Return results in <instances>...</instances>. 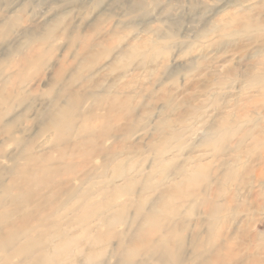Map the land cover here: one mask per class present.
Here are the masks:
<instances>
[{"label":"rangeland","instance_id":"374dc122","mask_svg":"<svg viewBox=\"0 0 264 264\" xmlns=\"http://www.w3.org/2000/svg\"><path fill=\"white\" fill-rule=\"evenodd\" d=\"M263 19L264 0H0L1 97L8 96L9 88L5 86L11 87L10 82L18 72L15 64L28 52L37 50L40 39L50 38L44 47L47 52L44 65H32L28 73L32 79L24 82L20 90L11 87L10 107H0V111L8 113L0 123V149L6 154L0 158L3 178L7 182L11 180L4 169L12 167L9 158L18 152L16 145L8 142L6 125L23 114L22 120L16 122L14 136L30 138L33 155L51 153L52 159L36 163L39 169L52 171L59 167L62 171L49 175L57 185L54 189L61 190L60 203L68 198V186L73 190L79 188L82 195L88 190V195L96 202H107L114 196L116 187H122L127 181L116 178L113 169L119 163L129 171L128 178L144 182L155 164L161 161L160 152H167L163 164L168 170L152 180L160 186L159 190L148 194L129 192L115 199L113 209L128 204V223L138 210L139 200L148 198L151 202L155 199L168 186V174L181 166L190 169L199 160L211 161L210 174L219 175L225 171V164L237 158L249 168L257 161L243 152L257 149L252 139H248L240 150L242 143L238 141L245 130L253 129L249 121L264 118V108H253L249 104L263 96L264 86L252 84L255 74L250 69H261L264 57L257 54L261 44L250 40L256 33H244L243 27L247 20L256 23ZM85 43L91 46L87 50ZM89 53L96 54L93 56L95 63L83 66ZM73 81L72 88L84 101L78 111L80 117L60 143L61 149L76 153L69 158L76 170L66 174L64 160L59 159V146L54 142L57 132L47 130L46 121L47 114H53L57 105L64 104L67 96L63 93ZM60 93L61 98L57 99ZM227 115L240 124L208 141L209 128ZM87 117L95 118L85 123L89 130L83 129ZM100 118L107 120L105 125L98 122ZM102 131L110 134L99 140L96 135ZM89 140L93 142L90 149H86ZM220 148L225 152L215 156ZM90 150H97L98 154L84 155ZM115 159L109 169L104 167ZM24 164L20 161L19 165ZM237 178L250 182L239 192V197L247 195L252 201L251 193L256 191L260 193L259 202H263L264 185L253 183L255 173L239 174ZM83 180L87 184L82 190ZM206 187L203 183V188ZM233 189L229 192L233 193ZM50 190L42 191L34 204L23 206L14 221L25 213L38 211L43 197L51 195ZM169 207L171 210L179 208L175 202ZM245 207L250 209L249 201ZM41 208V211L50 212L49 204ZM149 208L147 203L142 214L147 215ZM203 210V207L195 209L186 203L178 211L181 215L168 224L183 222L190 242L198 222L201 223L200 232L207 231L208 218ZM6 211H14V207ZM72 211L63 210L55 217L62 228L68 224ZM236 213L220 214L217 232L222 230L227 218ZM242 217L248 223L246 228L254 224L251 231L264 234V212L255 214L250 220ZM128 226L116 224L111 232H126ZM160 226V222L146 225L143 236L158 233ZM234 228L232 221L229 232ZM83 242L82 247H85L87 241ZM240 243V240L235 242L236 245ZM116 244L114 239L107 246H98L96 250L102 247L106 253L89 264L107 261ZM125 244L126 241H121V245ZM244 252L242 256L247 253ZM185 257L192 258L190 245ZM135 260L147 259L138 256ZM19 262L20 259L11 260V264Z\"/></svg>","mask_w":264,"mask_h":264},{"label":"bare ground","instance_id":"6f19581e","mask_svg":"<svg viewBox=\"0 0 264 264\" xmlns=\"http://www.w3.org/2000/svg\"><path fill=\"white\" fill-rule=\"evenodd\" d=\"M243 32L256 33L250 40L253 43L261 44V50L257 54L258 57L263 58L264 19L256 23L247 20ZM39 42L40 45L37 50L28 52L20 62L15 64L18 72L13 81L10 82L11 87L20 90V86L33 77L30 78L28 75L30 67L34 64L41 67L44 65V57L47 54L44 47L49 44L50 38H42ZM73 43H76V41L74 40ZM90 47V44H84L85 50ZM136 52L134 51V53ZM93 56H96V54L89 53L83 66L93 65L96 59ZM42 57L43 60H41ZM37 71L39 72V70ZM250 71L255 74L252 77V84L261 83L264 86V65L261 69L251 68ZM38 72L36 73L38 74ZM228 72L233 73L234 70L228 69ZM60 75L62 76V74ZM74 84L73 81L67 86V90L63 93L67 96L64 104L57 105V111L53 114H47V118H49L46 121V129L57 132L54 142L59 146V159L60 161L64 160L62 164L64 165L63 171L66 174L76 170L69 159L76 156V153L61 149L60 143L65 138L64 134L70 132L74 127L76 118L80 117L78 111L84 101L72 88ZM11 87L5 86V89L9 88L7 97H1L0 91V107H10V101L13 98L10 91ZM52 91H54V87ZM262 95L261 99H255L249 103L251 107L264 108V92ZM59 98H61V93L57 99ZM7 115V112L0 111V123ZM23 116L25 115L15 117L13 121L6 125L8 142L15 144L18 152L9 158L12 161V167L4 169L5 174L11 176V180L8 182L2 176L0 165V264H11V260L14 258L20 259L18 264H89L106 253L102 247L96 250L97 247L105 244L107 246L114 239L117 240V244L111 248L109 259L101 262V264H264V257H262L264 255V234L259 231L252 232L254 224L246 228L248 223L243 221L242 217L246 216L247 220H250L255 214L264 212V200L259 202L260 193L256 191L251 193L250 198H252V201L249 200L247 195L242 198L239 197V192L244 191L245 186L249 185L250 182L239 181L237 178L239 174L245 176L255 173L253 183L264 185V118L249 121L253 123V129L245 130L238 141L239 144L242 143L239 145L241 150L243 144H246L248 139H252V143L257 150L255 152L254 150L249 151L250 149L244 150L243 153L247 157H251L250 159H255L257 163L250 164L247 168L241 159L236 158L225 164V171L219 175H216V173L210 174L211 161L199 160L190 169L181 166L168 174V186L155 199L151 202L148 198L139 200L138 210L130 218L131 223H128L126 221L129 211L128 204L125 203L120 208L115 207L113 209L115 199L129 192L148 194L159 190L160 186L152 180L155 176L168 170L165 168L166 165L163 164L167 152L165 150L160 152L159 159L161 161L155 164L156 166L147 175L148 180L144 182L128 178L129 171L122 168L121 163L118 167L114 166L113 170L116 178H123L127 181L122 187H116L113 191L114 196H110L107 202H96L88 195V190L82 195L79 188L73 190L68 186V198L60 203L58 197L61 190L59 187L55 190L54 188H57V185L49 178V175L59 174V167L49 171L47 168L39 169V165L36 163V161L40 163L52 159L51 153L33 155L31 153V143L33 141L30 138L14 136L13 130L16 122L22 120ZM238 117L239 115L237 119H239ZM232 118L228 115L221 117L215 125L210 127L208 133H206L208 141L217 137L220 132L240 124L239 121ZM90 119V117L85 119L87 122H84L83 129L89 130V126L85 123L95 118ZM106 121L105 118H100L98 122L105 125ZM107 125L109 124L107 123ZM109 134V131H102L100 134L98 132L96 136L100 140L107 138ZM91 142L93 140L88 141L89 144L86 149H90ZM224 152L225 149L220 148L215 152V156ZM88 153H93L92 155L95 156L98 151L90 150L85 152L84 155ZM5 155L0 149V158L6 157ZM20 161H24L25 164L19 165ZM115 161L116 159L105 163L104 167L109 169ZM17 175L22 176V179L18 178ZM203 183L207 184L205 189ZM86 184L87 181L85 180L81 182L82 190ZM230 188H234L233 193L229 192ZM47 189H51V195L43 197L42 203L38 205V211L25 213L20 216L19 220L14 221L15 216L23 206L34 204L36 198L41 197V192ZM247 201H249L250 209H253V211H249L250 209L245 207ZM172 202L177 203L178 210H171L169 206ZM147 203L150 206L149 213L144 215L142 210ZM186 203H190L195 209L203 207L202 212L208 218L206 222L207 231L204 234L201 233V223L198 222L196 232L190 242H188L187 227L183 222L177 223L174 221L173 225L168 224L170 220H174L181 215L178 211L184 208ZM48 204L50 205V212L47 209L49 213H46V210H40V207L43 209ZM10 207H14V211H6ZM66 209L73 211L70 213L71 215H68V224L66 223V226L62 228V224L58 222V217L57 219L55 217ZM106 211L109 212L108 215L105 214ZM227 211L237 213L234 217L227 218L222 230L217 232L216 228L219 224L217 218ZM59 219H62V217H59ZM257 220L260 221V219ZM232 221L235 223V228L229 232ZM159 222L162 226H160L158 233L151 234L149 237L143 236L146 225ZM116 224L129 226L126 227V232L112 233L111 228ZM78 227L81 229L78 230ZM156 235L159 238L156 239ZM123 240L126 241L125 246L121 245ZM236 240H240L241 243L236 245ZM83 241H87L85 246L87 248L82 247L85 244ZM255 243H258L257 246H249ZM189 245L192 248V258L190 260L185 257ZM244 251L247 253L242 256L241 254ZM138 256H142L147 260L137 262L135 259ZM113 260H115L114 263H112Z\"/></svg>","mask_w":264,"mask_h":264}]
</instances>
